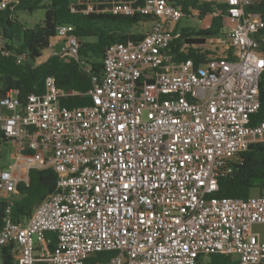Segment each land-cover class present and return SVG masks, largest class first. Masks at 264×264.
<instances>
[{"label":"built area","instance_id":"1","mask_svg":"<svg viewBox=\"0 0 264 264\" xmlns=\"http://www.w3.org/2000/svg\"><path fill=\"white\" fill-rule=\"evenodd\" d=\"M174 1L87 2L85 12L140 14L150 23L138 41L106 47L100 77L80 56L71 26L57 27L49 56L73 59L91 74V103L62 106L65 92L52 75L41 93L21 100L11 89L0 98V129L14 144L0 192L15 193L32 168L56 175V191L24 223L12 220L10 205L4 210L0 246L12 245L17 264H195L216 253L263 263L264 241L252 226L264 223V195H215L240 154L264 142V117L252 119L264 21L247 10L261 0H207L213 11L199 19L208 25L222 15L223 37L206 38L210 53L200 64L177 56L188 45L175 42L183 15ZM17 3L0 0V9ZM0 49L17 63L25 58L2 38Z\"/></svg>","mask_w":264,"mask_h":264},{"label":"trees","instance_id":"2","mask_svg":"<svg viewBox=\"0 0 264 264\" xmlns=\"http://www.w3.org/2000/svg\"><path fill=\"white\" fill-rule=\"evenodd\" d=\"M89 0H18L13 9H0V38L4 48L15 54H24L25 58L17 63L12 54H2L0 49V91L18 90L17 97L24 100L29 93H41L45 77L52 75L58 88L65 92L60 98L62 106L77 107L91 103L86 93L92 85L91 74L85 73L73 59L65 60L59 55L49 56L36 63L42 52L48 47L50 39L55 36L57 27L70 25L71 32L79 39V53L90 64L92 74L100 77L105 49L112 43L128 39L139 40L144 33L134 30L140 22H146L148 17L140 14H113L110 11L85 12ZM142 1V0H139ZM182 15H195L203 18L213 9L211 2L206 0H175ZM43 8L44 17L41 22L26 26L14 14L18 10L29 13ZM248 11L259 13L264 21V0L247 8ZM194 15V14H193ZM222 15L212 17L210 23L199 28H178L180 39L176 45L187 44L185 52L178 53L180 58H191L195 64L205 61L209 50L204 48L206 38L222 32ZM264 36V28L260 32ZM182 39V42L180 40ZM264 49V45H263ZM177 51V49H175ZM260 108L253 114L255 123L264 117V72L259 83ZM0 129V143L5 142ZM235 168L218 179V197L247 198L252 189H257V195H264V142L251 143L246 151L240 154ZM56 175L52 168H32L28 172V181H19L15 196H0V226L7 205L11 208V218L15 222L24 223L31 215L35 206L48 195L56 191ZM48 250L52 244L49 243ZM12 245L0 246V264H17ZM114 252H99L97 259L104 260ZM93 259V258H91ZM35 264H48L37 261ZM195 264H237L232 254H211L201 257ZM264 264V262L262 263Z\"/></svg>","mask_w":264,"mask_h":264},{"label":"rangeland","instance_id":"3","mask_svg":"<svg viewBox=\"0 0 264 264\" xmlns=\"http://www.w3.org/2000/svg\"><path fill=\"white\" fill-rule=\"evenodd\" d=\"M21 22H23L26 26H32L35 23L41 22L44 17V9L39 8L31 13L24 11V10H18L14 14ZM206 22L203 20H200L195 15H184L180 18V20L177 23L178 28H199L203 27ZM149 21L146 22H140L136 25L134 30L140 33H145L149 29ZM214 38L221 39L223 37V33L220 32L219 34L213 35ZM46 52V50H44ZM40 59V58H39ZM12 148L11 145L7 142H1L0 145V169L6 168L9 164H11L14 160V155L12 154ZM258 191L257 189H252L251 195H257ZM0 196L4 197H13L15 196V193L10 194H3L0 192ZM252 229L254 232H257L259 234V237L264 240V223H256L252 226Z\"/></svg>","mask_w":264,"mask_h":264},{"label":"crops","instance_id":"4","mask_svg":"<svg viewBox=\"0 0 264 264\" xmlns=\"http://www.w3.org/2000/svg\"><path fill=\"white\" fill-rule=\"evenodd\" d=\"M174 1V0H173ZM207 1V0H206ZM150 24V23H149ZM206 26V25H205ZM149 27H150V25H149ZM53 39H54V37H52L51 39H50V43L53 41ZM46 52H42V54H41V56L38 58V59H36V63H39V62H42V61H44L45 59H47L48 57H49V54H50V52H49V48L47 47L46 49ZM5 142H7V143H9L10 145H11V148H12V154L14 155V144H13V142L12 141H10L9 139L7 140V141H5ZM0 145H1V143H0ZM257 233V232H256ZM259 235V234H258ZM260 238V237H259ZM261 239V238H260ZM261 240H263V239H261ZM264 241V240H263ZM263 262H264V260H263ZM262 264V263H261Z\"/></svg>","mask_w":264,"mask_h":264},{"label":"water","instance_id":"5","mask_svg":"<svg viewBox=\"0 0 264 264\" xmlns=\"http://www.w3.org/2000/svg\"><path fill=\"white\" fill-rule=\"evenodd\" d=\"M4 97V92L0 91V98Z\"/></svg>","mask_w":264,"mask_h":264}]
</instances>
